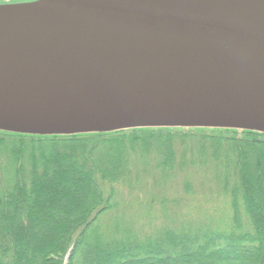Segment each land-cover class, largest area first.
<instances>
[{
    "label": "water",
    "instance_id": "water-1",
    "mask_svg": "<svg viewBox=\"0 0 264 264\" xmlns=\"http://www.w3.org/2000/svg\"><path fill=\"white\" fill-rule=\"evenodd\" d=\"M140 127L264 132V1L0 5V130Z\"/></svg>",
    "mask_w": 264,
    "mask_h": 264
},
{
    "label": "trees",
    "instance_id": "trees-1",
    "mask_svg": "<svg viewBox=\"0 0 264 264\" xmlns=\"http://www.w3.org/2000/svg\"><path fill=\"white\" fill-rule=\"evenodd\" d=\"M207 205L224 225L127 214ZM0 264H264V132L0 130Z\"/></svg>",
    "mask_w": 264,
    "mask_h": 264
},
{
    "label": "rangeland",
    "instance_id": "rangeland-1",
    "mask_svg": "<svg viewBox=\"0 0 264 264\" xmlns=\"http://www.w3.org/2000/svg\"><path fill=\"white\" fill-rule=\"evenodd\" d=\"M20 4L27 3L19 0H0V4ZM223 205H207L205 207H180L179 209H173V207H166L162 210L159 208H144L142 206H136L133 209L127 210L128 217L137 218L142 224L152 225L173 223V222H188L196 218H201L205 222H212L219 225L225 224V212L227 211ZM152 210V211H150ZM165 215V219L163 217ZM180 217H178V216ZM221 223V224H220Z\"/></svg>",
    "mask_w": 264,
    "mask_h": 264
},
{
    "label": "bare ground",
    "instance_id": "bare-ground-1",
    "mask_svg": "<svg viewBox=\"0 0 264 264\" xmlns=\"http://www.w3.org/2000/svg\"><path fill=\"white\" fill-rule=\"evenodd\" d=\"M217 1V0H214ZM228 1H233V0H228ZM238 1H264V0H238ZM40 4L35 5V7H40Z\"/></svg>",
    "mask_w": 264,
    "mask_h": 264
},
{
    "label": "flooded vegetation",
    "instance_id": "flooded-vegetation-1",
    "mask_svg": "<svg viewBox=\"0 0 264 264\" xmlns=\"http://www.w3.org/2000/svg\"><path fill=\"white\" fill-rule=\"evenodd\" d=\"M23 2H28V1H23Z\"/></svg>",
    "mask_w": 264,
    "mask_h": 264
}]
</instances>
